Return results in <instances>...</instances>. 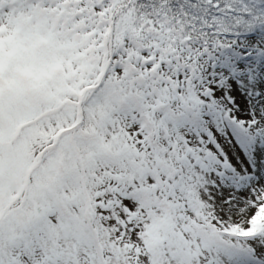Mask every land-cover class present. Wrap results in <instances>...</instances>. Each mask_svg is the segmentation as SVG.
Here are the masks:
<instances>
[{"label":"snow or ice","instance_id":"6c2138e0","mask_svg":"<svg viewBox=\"0 0 264 264\" xmlns=\"http://www.w3.org/2000/svg\"><path fill=\"white\" fill-rule=\"evenodd\" d=\"M0 264H264V0H0Z\"/></svg>","mask_w":264,"mask_h":264}]
</instances>
